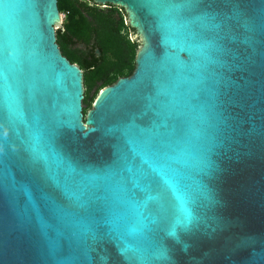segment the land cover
Segmentation results:
<instances>
[{
	"label": "water",
	"instance_id": "obj_1",
	"mask_svg": "<svg viewBox=\"0 0 264 264\" xmlns=\"http://www.w3.org/2000/svg\"><path fill=\"white\" fill-rule=\"evenodd\" d=\"M92 1L140 47L84 114L56 0H0V264H264V0Z\"/></svg>",
	"mask_w": 264,
	"mask_h": 264
},
{
	"label": "trees",
	"instance_id": "obj_2",
	"mask_svg": "<svg viewBox=\"0 0 264 264\" xmlns=\"http://www.w3.org/2000/svg\"><path fill=\"white\" fill-rule=\"evenodd\" d=\"M56 5L58 10L65 7L68 21L55 29V42L60 53L81 70L82 101L88 106V92L93 87L95 92L131 73L138 43L130 41L121 30L126 27L134 32V29L124 25L125 13L117 5L107 3L99 8L92 1L86 4L80 0H56ZM76 43L83 48L74 46Z\"/></svg>",
	"mask_w": 264,
	"mask_h": 264
},
{
	"label": "rangeland",
	"instance_id": "obj_3",
	"mask_svg": "<svg viewBox=\"0 0 264 264\" xmlns=\"http://www.w3.org/2000/svg\"><path fill=\"white\" fill-rule=\"evenodd\" d=\"M80 1H84L86 4H90L91 3V1H88V0H80ZM93 2V1H92ZM93 3H95V2H93ZM96 4V3H95ZM107 3H105V4H96V6L97 7H99V8H104V6L106 5ZM67 13H66V11H65V7H63L61 10H58V21H59V24L58 25H54L53 24V27L56 29V28H58V27H60V28H62L63 26H64V24L68 21V18H67V15H66ZM74 18H76V15L75 16H73ZM122 19H123V23H124V25L125 24H128L127 23V17H126V14H125V16H123L122 17ZM126 36H127V38L130 40V41H133V40H135V41H137V46H136V50H135V52L137 51V49L140 47V37L137 35V34H135V32H131V31H129L128 29H126V27H124V28H122V30H121ZM74 46H76V47H79V48H83V45L82 44H80V43H76ZM96 85H98V83L96 84ZM83 88V87H82ZM102 88V87H101ZM101 88H95L96 89V91L95 92H93L94 91V87L88 92V94L90 95V101H89V104H88V106H86L85 105V103L83 102V101H81V107H82V112L85 114L86 113V111L91 107V104H92V101H93V99L96 97V95H97V93H98V91L101 89Z\"/></svg>",
	"mask_w": 264,
	"mask_h": 264
}]
</instances>
